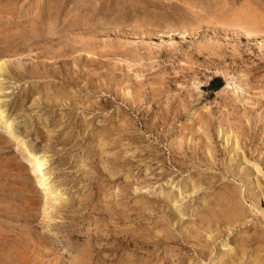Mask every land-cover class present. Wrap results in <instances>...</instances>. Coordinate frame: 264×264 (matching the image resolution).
<instances>
[{"label":"rangeland","instance_id":"374dc122","mask_svg":"<svg viewBox=\"0 0 264 264\" xmlns=\"http://www.w3.org/2000/svg\"><path fill=\"white\" fill-rule=\"evenodd\" d=\"M1 112L0 264H264V0H0Z\"/></svg>","mask_w":264,"mask_h":264},{"label":"bare ground","instance_id":"6f19581e","mask_svg":"<svg viewBox=\"0 0 264 264\" xmlns=\"http://www.w3.org/2000/svg\"><path fill=\"white\" fill-rule=\"evenodd\" d=\"M2 111V110H1ZM1 120L4 118V114L1 112ZM3 121V120H2ZM5 124V123H4ZM5 131H7V134H11L12 133V128H11V124H7L5 125ZM235 140V139H234ZM238 145V144H237ZM234 149V148H233ZM34 154V153H33ZM29 160L30 162L33 164V167L35 168V171L36 173H39V174H43V171H45V166H46V163L45 161H42V159L39 157V156H36V155H32V154H29ZM45 160V159H44ZM244 163V162H243ZM248 170V169H247ZM250 171V170H249ZM248 171V172H249ZM252 172V171H250ZM249 172V173H250ZM255 172V171H254ZM257 173V172H256ZM48 180V179H47ZM260 180V179H259ZM253 182V181H252ZM253 188V187H252ZM260 191V190H258ZM161 193V192H160ZM172 195V194H171ZM250 195V194H249ZM258 195V194H257ZM183 196V195H182ZM251 198V197H250ZM257 201V200H256ZM259 201V200H258ZM178 202V201H176ZM193 202V201H192ZM179 203V202H178ZM184 203V202H183ZM260 205V204H259ZM177 221V220H176ZM175 221V222H176ZM229 226V225H228ZM223 234V233H222ZM212 239V238H211ZM229 243V242H228ZM211 246V245H210ZM211 252V251H210ZM226 252V251H225ZM247 253V252H246ZM245 253V254H246ZM263 254V253H262ZM234 255V254H233ZM246 256V255H245ZM234 257V256H233ZM220 258V257H219ZM231 258V257H230ZM225 259V257H224ZM235 259V257H234ZM233 259V260H234ZM245 260V259H244ZM236 261V260H235ZM256 262L259 263V260L258 258H256ZM224 263V262H223ZM255 263V262H254ZM256 263V264H257ZM221 264V263H220Z\"/></svg>","mask_w":264,"mask_h":264},{"label":"trees","instance_id":"16d2710c","mask_svg":"<svg viewBox=\"0 0 264 264\" xmlns=\"http://www.w3.org/2000/svg\"><path fill=\"white\" fill-rule=\"evenodd\" d=\"M222 86V82H221V79L220 78H215L213 79L210 84H209V87L212 89L213 88V91H216L218 90L220 87Z\"/></svg>","mask_w":264,"mask_h":264}]
</instances>
